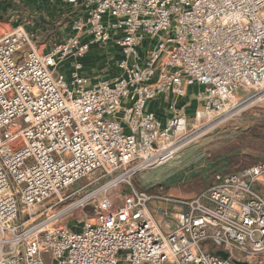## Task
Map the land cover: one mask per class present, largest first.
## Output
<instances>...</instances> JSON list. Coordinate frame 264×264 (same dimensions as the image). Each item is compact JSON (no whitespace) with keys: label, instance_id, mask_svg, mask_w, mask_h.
I'll list each match as a JSON object with an SVG mask.
<instances>
[{"label":"built area","instance_id":"1","mask_svg":"<svg viewBox=\"0 0 264 264\" xmlns=\"http://www.w3.org/2000/svg\"><path fill=\"white\" fill-rule=\"evenodd\" d=\"M63 1L78 16L66 35L38 43L23 20L0 31V264H264V160L191 199L133 183L197 130L264 103V0ZM110 44L120 72L91 84L83 59ZM194 86L189 123L180 100ZM159 98L165 122L148 108ZM95 176L110 179L57 209ZM89 202L79 228L61 221Z\"/></svg>","mask_w":264,"mask_h":264},{"label":"rangeland","instance_id":"2","mask_svg":"<svg viewBox=\"0 0 264 264\" xmlns=\"http://www.w3.org/2000/svg\"><path fill=\"white\" fill-rule=\"evenodd\" d=\"M28 1H30L31 4H26V6L21 7L19 10V13L24 15L23 17L26 19V22L29 20L34 21V19L36 20L38 17L41 19L42 17L49 18V16L47 17L48 14L43 10L32 11L31 9H34V6L31 7L33 2L32 0ZM32 14L33 17H36L31 18L30 15ZM15 15H13V17ZM40 15H42V17ZM70 15L71 14H65L63 17L52 21V28L55 27V29L59 31L58 33L62 35L68 34L70 32L69 26L71 21H67V17ZM49 19H51V17ZM61 27L63 29H61ZM48 31L44 30L40 33V38H48L50 34ZM51 34L54 33L52 32ZM45 39L38 41V43H43ZM53 41L54 39L51 40L50 46L53 45ZM48 46L49 45H46V48H48ZM109 46L110 45H108V47L106 46L107 48L101 46L99 48L100 51L94 53L92 56L89 62L95 66L94 73H91L92 75H96V73L100 72L101 75L110 76L116 72L114 62L119 50L116 47L110 46L109 48ZM190 111V114L195 115L196 111L195 113L193 110ZM193 122H195V120L192 117L189 123ZM253 126L258 127L256 132L252 130ZM191 138L192 140H189V142L185 144L171 162L161 167L148 169L136 174L133 178L134 185L137 188L145 189L150 192H156L161 187L163 192L171 196L180 199H191L203 189L210 186L217 173L236 171L244 166L263 161L264 103L247 109L240 116L221 124L211 131H207L205 128L199 129ZM109 179L110 177L97 179L96 176L81 179L71 186V188L66 191V194L86 184L88 185L71 196L64 204L57 207V209H63L67 205L76 202L83 195L101 187L109 181ZM125 188V185L112 187L101 195L107 194L115 198L122 190L125 191ZM94 203L95 202H89L88 204L78 205L72 208L62 216L61 221L72 228H79L84 221L94 217ZM157 219L164 231L172 230L176 226V221L172 217L163 218L158 215ZM16 222H18V220Z\"/></svg>","mask_w":264,"mask_h":264},{"label":"crops","instance_id":"3","mask_svg":"<svg viewBox=\"0 0 264 264\" xmlns=\"http://www.w3.org/2000/svg\"><path fill=\"white\" fill-rule=\"evenodd\" d=\"M32 2H33V5H31V7L34 6L33 7L34 9H31L32 11L35 12L36 10H38V11L43 10L44 12H46V14H48L47 17L49 16V18L51 17V19L44 18V17H42V15H40L42 17V19L40 17H38L36 20L34 19V21L29 20L28 22H26V19L23 17L24 15L19 13V10L21 9V7L26 6V4H31L30 1H28V0H0V31L1 32L2 31L7 32L10 29H12L17 23H20V22H14V21L23 20L21 23H23V24L25 23L24 25L26 28H28L29 30L37 31L38 34L42 33L44 30L45 31L49 30L48 31L50 33L48 35V38H49L52 35L51 34L52 32L53 33L59 32L57 29H55V27L52 28V26H53L52 21L63 17L65 14L66 15L71 14L70 16L67 17V21H71L70 26H69V30L71 31V24L78 17L76 15L77 9H75L73 6L67 5L63 0H32ZM13 15H15V16L13 17ZM37 16H38V14H37ZM30 17L35 18L36 16L33 17V14H32V15H30ZM42 27H43V29H42ZM38 28H39V30H38ZM61 29H63V28L61 27ZM48 38H46V39H48ZM44 39H45V37H44ZM110 46L116 47L114 44H112V45L110 44ZM110 46H109V48H110ZM100 47L101 46L94 47L93 50L90 53H88L85 56V58L83 59V62H84L83 73L90 79L91 84H96L101 78L113 77L114 75H116L117 73L120 72L119 68L117 67V60L119 58V52H117V54H116L117 56L115 57V62H114L115 67H116V72L113 73V75H110V76L109 75H101L100 72L96 73V75L91 74V73H94L95 66H94V64H90L89 62L91 61L94 53H97L100 51V49H99ZM44 48H45V46H44ZM72 64H73L72 60L69 59V60H67V62L64 64V66L62 68L66 72L69 73L71 70ZM198 90H199V86L190 87L188 89L187 97L183 100H180V102H182L185 105V111H186V114L188 115L189 118H192L194 116L193 114H190L191 113L190 110H193V112L195 113V111L200 106V103L196 100V97H195ZM167 107H168V100L165 98H159L157 100L150 101L148 104V108L150 110L156 112L157 115L164 122L167 121V117H168ZM188 111H189V113H188Z\"/></svg>","mask_w":264,"mask_h":264},{"label":"water","instance_id":"4","mask_svg":"<svg viewBox=\"0 0 264 264\" xmlns=\"http://www.w3.org/2000/svg\"><path fill=\"white\" fill-rule=\"evenodd\" d=\"M219 255H221L222 257H227V253L224 252V251H219L217 252ZM246 264H249V263H246Z\"/></svg>","mask_w":264,"mask_h":264},{"label":"trees","instance_id":"5","mask_svg":"<svg viewBox=\"0 0 264 264\" xmlns=\"http://www.w3.org/2000/svg\"><path fill=\"white\" fill-rule=\"evenodd\" d=\"M255 127H256V126H255ZM255 127L253 126V127H252L253 129H252V130L256 132L258 127H256V128H255Z\"/></svg>","mask_w":264,"mask_h":264},{"label":"bare ground","instance_id":"6","mask_svg":"<svg viewBox=\"0 0 264 264\" xmlns=\"http://www.w3.org/2000/svg\"><path fill=\"white\" fill-rule=\"evenodd\" d=\"M71 207H72V205H71Z\"/></svg>","mask_w":264,"mask_h":264}]
</instances>
